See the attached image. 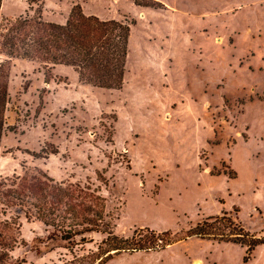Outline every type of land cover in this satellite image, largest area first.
Masks as SVG:
<instances>
[{
	"label": "rangeland",
	"instance_id": "obj_1",
	"mask_svg": "<svg viewBox=\"0 0 264 264\" xmlns=\"http://www.w3.org/2000/svg\"><path fill=\"white\" fill-rule=\"evenodd\" d=\"M59 1L46 0L45 21L60 24L71 3H83L87 16L134 22L124 84L98 89L68 67L70 80H47L19 62L5 112L18 131L3 140L0 181L41 172L96 189L105 201L101 231L110 224L119 238L143 228L181 236L222 211L264 237V0H153L164 7L143 10L133 0ZM30 2L32 16L43 0ZM41 149L57 153L38 158ZM10 218L21 223L23 242L13 261L105 257L104 233L68 245L18 208ZM244 251L192 237L103 264H243ZM246 264H264V245Z\"/></svg>",
	"mask_w": 264,
	"mask_h": 264
},
{
	"label": "trees",
	"instance_id": "obj_2",
	"mask_svg": "<svg viewBox=\"0 0 264 264\" xmlns=\"http://www.w3.org/2000/svg\"><path fill=\"white\" fill-rule=\"evenodd\" d=\"M0 0V7H1ZM138 7L160 9L163 4L153 0H133ZM31 2L28 10L18 17H0V143L7 134H17V126L6 124L5 112L9 104L8 83L12 59L33 61L42 68L44 77L55 65L71 67L78 81L104 90H121L126 74L131 26L117 20H101L87 16L81 5L74 3L63 25L43 19V4L32 16ZM52 80V79H51ZM11 153V152H8ZM41 149L38 158L56 154ZM18 208L26 220L34 219L45 227L61 234L68 245L77 236L88 233H104L105 250L92 257L86 264H103L121 253L161 252L173 244L189 238L230 243L245 249L242 258L246 264L256 247L264 245V237L246 231L237 217L222 211L207 217L189 228L181 236L170 230L157 233L148 228L133 231L129 238H119L110 224L101 231L105 201L99 191L89 186L62 184L49 176L36 172L16 176L8 183L0 181V264H25L24 260L13 261L11 253L21 242V223L17 218L5 219L7 211ZM4 218V219H3ZM82 244L91 240L81 238ZM86 257L75 258L66 264H78Z\"/></svg>",
	"mask_w": 264,
	"mask_h": 264
},
{
	"label": "crops",
	"instance_id": "obj_3",
	"mask_svg": "<svg viewBox=\"0 0 264 264\" xmlns=\"http://www.w3.org/2000/svg\"><path fill=\"white\" fill-rule=\"evenodd\" d=\"M6 1L7 0H2L1 2V7H0V17H4V18H9V17H18L21 15H24L25 12H27L28 10V0H9V4H8V8L7 9V5H6ZM58 3H60V1L58 0ZM46 4V0H43V9L44 6ZM74 3H71L70 7L68 8V12L66 13V16L63 18V21L60 23V25H63L67 19V16L70 12V9L72 7ZM81 8L82 11L84 12V5L83 3H81ZM141 10L146 9L144 7H140ZM11 9H15L17 10L16 12L19 13L20 15H15V14H9L6 10H11ZM0 59H5V57L3 55L0 54ZM19 62H24L26 63L25 65H28L27 63H30V68H25L26 69V73H31L34 72V70L36 71V74L39 75L41 77V75L44 77V73L42 68L39 66V64H37L36 62L33 61H28V60H23V59H12V63H11V69H10V75L12 74V72L17 68ZM67 66H62V65H55L52 69H51V73L53 75V78H64V79H68L70 80V75L67 72V70H65ZM71 68V67H68ZM40 71H39V70ZM72 69V68H71ZM73 70V69H72ZM77 76V74H76ZM77 80H78V76H77ZM79 82V81H78ZM80 83V82H79ZM5 137H3L1 139V143H0V155H1V149L3 147V140Z\"/></svg>",
	"mask_w": 264,
	"mask_h": 264
}]
</instances>
